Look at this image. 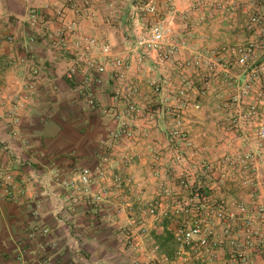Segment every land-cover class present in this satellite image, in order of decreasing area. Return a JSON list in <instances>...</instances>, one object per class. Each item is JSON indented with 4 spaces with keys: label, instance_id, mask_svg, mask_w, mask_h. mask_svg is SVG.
I'll return each instance as SVG.
<instances>
[{
    "label": "crops",
    "instance_id": "obj_1",
    "mask_svg": "<svg viewBox=\"0 0 264 264\" xmlns=\"http://www.w3.org/2000/svg\"><path fill=\"white\" fill-rule=\"evenodd\" d=\"M145 1L148 2L123 0L116 8L108 9L106 15L98 17L96 23H84L87 34L102 36L117 53L130 55L132 81L140 89L138 101L142 105H162L153 109L152 121L140 118L136 122L132 141L115 144L114 157L105 164L100 154L101 141L108 139L109 132L117 127L113 116L108 111L87 108L84 96L79 93L83 85L81 77L74 81L65 75L74 61L73 56L43 36V25L34 28L29 23L30 8L45 9L47 4L59 6L63 1L0 0V86L4 90L0 94V170L11 174L15 183L14 198L13 195L6 197L0 185V264H127L125 241L131 242L128 235L132 225L139 221L140 204L149 202L161 208L171 207L175 199L166 198L162 184L175 189L176 199L189 193L178 186L182 166L171 160L182 151L180 144L186 140L197 149L194 161L211 166L208 176L200 172L208 198L225 203L230 210H235L238 203L247 204L250 212L246 217L252 221L251 229L264 240V218L257 211L264 209L260 163L264 161V148L245 175L231 171V176L223 164L225 157L236 158L252 147L257 152L255 143L245 144L231 132L226 120L228 109H221L227 92L222 91L223 81L227 76H171L173 68L166 74L151 57L141 61L132 50L145 27L173 16L174 36L170 43L178 49L171 59L172 66L192 63L213 49L227 47L229 50L220 53L218 59L225 64L237 63V56L230 51L240 46L246 35L249 3L247 9H241L244 0H153L157 5L156 15L141 13L139 19H134V5ZM49 9V18L54 22V13ZM258 31L257 28L249 32L251 38ZM31 34L38 37L37 43L34 52L26 54L23 43ZM9 35L19 36L16 44L7 42ZM22 56L27 58V68H39L40 79L32 102L19 116V135L15 137L10 133L5 112L16 90L15 82L26 75L25 66L19 61ZM263 59L264 56L257 57V61ZM139 68L143 69L142 76L138 74ZM234 77L236 83L246 79L245 75ZM178 79L183 87H177ZM263 88L264 78L258 84V91ZM180 89L185 90L182 96L177 94ZM165 96L172 97L169 105L176 102L177 117L169 115L165 108L168 105L163 103ZM94 97L103 109L112 108L115 105L113 83L96 87ZM176 98L183 99L182 104L187 103L179 104L180 99L176 101ZM253 127L251 123L248 129ZM175 129L182 132V137L173 133ZM124 156H129L131 161L125 163ZM194 161L189 158L188 169L192 170ZM85 167L95 172L102 169L109 174V179L96 178L98 189L107 198L98 207L71 206L66 199V181L78 176ZM114 175L129 177L132 182L118 188L112 180ZM242 178L251 182L245 183ZM119 208L125 211L118 214ZM160 220L148 216L147 225L156 228ZM234 226V235L240 244V248L235 246L236 253L244 257L234 261L264 264V251L258 246L260 236L247 234L250 227H244L241 219ZM45 229L49 230L48 234L43 233ZM248 239L253 242L250 247L246 245ZM226 247H229L227 243L218 252L224 264H232L228 258L234 255L229 256ZM195 255L207 263L210 258Z\"/></svg>",
    "mask_w": 264,
    "mask_h": 264
},
{
    "label": "built area",
    "instance_id": "obj_2",
    "mask_svg": "<svg viewBox=\"0 0 264 264\" xmlns=\"http://www.w3.org/2000/svg\"><path fill=\"white\" fill-rule=\"evenodd\" d=\"M62 1L59 6L50 7L47 4L45 9L30 8L29 23L34 28L43 25V36L48 37L54 46L69 52L73 56L74 61L68 67L65 75L74 81L77 77H81L83 85L80 87L79 93L84 96L87 108L94 111L102 110L103 113L108 111L113 116L117 127L109 132L108 139L101 141L102 149H100L102 161L109 164L114 157L115 144L124 141L129 142L134 138L136 122L140 118H147L149 121L154 119L153 110L141 105L137 99L140 95V89L130 76L133 68L130 55L117 53L107 39L99 35L87 34L84 31L86 21L96 23L98 17L106 15L108 9L116 8V4H120L123 0ZM48 8L54 13V22L49 18ZM132 13L134 19H139L141 13L153 16L157 13V5L153 0H148V2H142L141 5H134ZM253 21L257 22L258 19L253 18ZM172 22L173 16L158 20L145 27L143 32L137 36L132 50L138 54L141 61L146 57H151L155 64L164 67L174 57L178 46L170 43ZM37 38L35 34H31L24 41L23 47L27 51L26 54L34 52ZM18 40L19 36L9 35L7 37V42L12 45L16 44ZM231 53L237 56L238 64L243 65L250 60L249 52L243 51L241 48L232 49ZM19 61L25 66L26 75L15 82L16 90L13 92L9 107L5 112L10 133L15 137L19 135L17 127L19 116L32 102L38 91L40 79V70L37 66L27 68L26 56L20 57ZM263 78L264 76H258L257 72L254 76H246L242 83L237 84V93L233 98L237 103H247L248 108L243 116L251 123L253 121L255 123L257 152L248 149L241 156L235 158L239 164H244V167H247L261 153L264 146V89L258 91V84ZM109 83H113L115 105L110 109H103L94 97V90L96 87ZM3 92V87L0 86V94ZM177 94L182 96L185 94V90H180ZM171 100L172 97L165 96L163 103L171 106L169 105ZM147 106L150 107V105ZM173 133L178 135L180 131L175 129ZM242 141L244 142L245 139L242 138ZM186 146L191 148L192 142L186 140ZM123 158L125 163L131 161L129 156ZM171 160L173 163H180L184 157L178 154L172 156ZM194 168L195 170H185L186 173L182 172V177L179 178L180 187L183 190H190L191 195L189 197H184L180 202L175 201V205L172 204L168 208H161L159 205L149 202L140 204L139 229L143 235L147 233V216L172 219L173 237L178 245L179 253L194 251L199 255H207L214 259L218 257V251L226 243L229 246L240 248V244L234 235V223L241 219L244 226L252 225L251 219L246 217L250 210L245 203H238L235 210H230L225 203L210 200L201 175L208 176L211 168L206 165H203L200 170H197V167ZM95 171L85 167L77 177L67 180L66 186L71 191L70 198L73 203L84 202L96 207L103 204L106 195L101 188L98 189L96 178L100 177L105 180L106 173L104 170ZM222 176L224 177L225 174ZM112 180L117 187L132 182L131 178H122L121 176H115ZM0 183L5 195L11 197L15 188L12 175L0 170ZM161 188L167 199L174 196V188L165 184H162ZM260 210L264 218V209ZM173 214L174 217H172ZM44 233L46 234L47 230H44ZM258 235L261 240L258 246L262 248L263 236ZM225 238H228L227 242L224 241ZM250 241L247 240L246 245L251 246L253 242ZM130 243L132 247L137 245L135 238H132ZM240 257L243 259V254Z\"/></svg>",
    "mask_w": 264,
    "mask_h": 264
},
{
    "label": "rangeland",
    "instance_id": "obj_3",
    "mask_svg": "<svg viewBox=\"0 0 264 264\" xmlns=\"http://www.w3.org/2000/svg\"><path fill=\"white\" fill-rule=\"evenodd\" d=\"M246 1H247V3H246ZM248 3H249V9H247V6H246V4H248ZM244 8L247 9L246 13L250 16H249L247 22L245 20L246 25L244 26V30L246 31V35L243 36L242 40L240 41V46H238L237 48H241L243 51L249 52L250 60L247 63L241 65V64H238V63L232 61L231 64H229V63L225 64L226 62H223L220 59H218L220 53L229 50V48L227 47L225 49L222 48L221 50H220V48L219 49H213L211 52L204 54V56L200 55L199 58L192 61V63H188L186 65L174 64L172 66V64H171L172 60H170L168 62V64L164 67H160L157 64L156 65L158 67H160L162 69V71H164V73H166V74H168V72L171 70V68H173L170 71L171 76H188V74L189 75L190 74L195 75V76H227L223 81V90L222 91H227V92L224 93V95H226V98L223 99L222 103L220 104L221 109L222 108L228 109L227 114H226L227 115L226 120L228 123H230L229 126H230V128H232L231 132H233L235 134V136H237V138H239V139L240 138L246 139V141L243 142L245 144H247V143L252 144L253 143V145H254V143H255L256 144L255 147L257 148V139L255 137V129H254V127L250 130L248 129V126L251 125V121L244 118V116H243L247 111L248 105H247V103H242V104L237 103L233 99L237 93V84H240V82L239 83L235 82L236 79L234 76H241V75L254 76V74H256V72H257L258 76H264V59L262 61H257V57L259 58V57L264 56V0H244L241 3V9H244ZM253 18H257L258 21L254 22ZM257 28L259 31L257 32V34H254V36H252V38H251L252 34L249 32H254L255 30L257 31ZM173 36H174V34L172 33L171 40H172ZM205 57H208V58H205ZM152 69L154 71H157V69L155 67H152ZM137 70H138L139 75L142 76L144 74L142 71L143 69L139 68ZM159 75H160V71H159ZM130 76H134L132 74V72H131ZM229 76H232V77H229ZM210 79H211V77H210ZM155 84L156 83H154V84L152 83L151 85L155 86ZM207 84H210L209 80L207 81ZM177 87H183L181 84V79L179 80ZM171 88H172V86H171ZM182 89H180V90H182ZM180 90H177V91H180ZM177 100H179V104H182L183 99L176 98V101ZM184 103H187V101H184ZM184 103L182 105H184ZM176 105H177L176 102H174L171 104V106H165V108H167V110L170 112L169 115L172 117H177L175 115L177 112V111H175V110H177ZM145 106L147 108H151L153 110L157 107H161L162 105L156 104V105H150V107L147 105H145ZM236 110H241V111L236 112ZM252 123H253V125H255L254 121ZM176 130H178V129H176ZM181 134H182V132H180V134H178V135L180 137H182ZM178 135H176V136H178ZM253 137H254V139H253ZM180 147H181L182 151H178L175 155L181 154L184 157V160L181 161L180 163L178 162L176 164H180L182 166L181 174H182V172L185 174L186 173L185 170L190 171V169L187 168V167H189L188 165H190L189 158L192 159V161H194V157L196 156L195 150H197V149H196V147L193 146V144H192L191 148L186 146V141L183 144L181 143ZM253 148L254 147H252L251 149L253 150ZM263 148H264V146H263ZM254 160H256V158ZM254 160L252 161V163H249L247 165V167H244V164H239L235 160V157L234 158L233 157H225V161H224L225 163H223V164H225V169H226L225 171L229 170L228 172H230L231 176H232V172H233V174H238V171H240L241 174L243 173V175H245V173L247 171H249V168L252 167L253 162H255ZM260 163L262 164V166H261L262 174L261 175H263V177H261V179H262L261 182L264 185V161H260ZM203 165L210 166V165L206 164L205 162H195L194 161L193 163H191V169L195 170L194 167H197L196 169L200 170V168H202ZM210 168H211V166H210ZM100 170H102V169H100ZM105 173H106V179H109L108 172L105 171ZM181 174L177 178L178 184L180 181L179 178L182 177ZM114 176H116V175H114ZM75 177H77V176H74L72 178H75ZM72 178H70V179H72ZM244 179L245 178H242V180L245 181V183H246V181H249V183L251 182L250 179H247V178L245 180ZM13 182H14V178H13ZM0 185H1V183H0ZM14 185H15V183H14ZM178 186H180V184ZM118 188H120V187H118ZM2 189H3V187H2ZM14 190H15V188H14ZM183 191L189 192L188 195H186L185 197H189V195H191L190 190H183ZM3 192H4V189H3ZM4 195H5V192H4ZM20 195L22 196V194H20ZM65 195L67 197L66 198L67 202L69 204H71V206L85 204L84 202H81L79 204L73 203L72 199L70 198L71 191L68 188H67V191L65 192ZM6 197H9V196H6ZM14 197H15V194L13 193L12 198H14ZM175 197H176L175 195L171 196L170 199L174 198L176 202H180L183 199V198L176 199ZM85 205H87V204H85ZM87 206L96 207V206H92V205H87ZM124 211H125L124 208H119V210H117V213L122 214ZM258 212L260 213L261 210L258 209ZM135 214H136V216L138 215L137 213H135ZM260 215H261V213H260ZM174 216L175 215L173 214L172 217H174ZM140 217H141V215L139 213V219H140ZM159 218L161 220H160L159 224L156 223L157 224L156 228H154L155 225L154 226L152 225L151 227L146 225L147 233L145 235H143L142 232L140 231L138 221L135 222V225H132V228L129 231L130 235H128V236H131V239L132 238H138V241L140 244L137 243L136 247H132L131 243L125 241L127 249L125 250L126 253H124V255L126 256L125 262L127 261L126 262L127 264H224L223 263L224 259L219 253L217 254L218 255L217 258H214V259L209 258V260H207L208 263L203 262L201 257L196 256L194 251H190V253L188 252V253H183V254L179 253L178 245L176 244V242L174 240L173 232H172L173 220L167 219V218L164 219L162 217H159ZM176 218H178V217H176ZM174 222H175V220H174ZM168 226H169V229L166 228ZM164 227H165V229H163ZM244 227H246V228L250 227V230H247V234H252V236L257 235V232L252 231L253 228L251 229V226H244ZM259 227H260V230H262V232H263V229H261V226H259ZM42 231L44 233V230H42ZM256 231H259V230H256ZM48 232H49V230H47L46 234H48ZM125 239H126V237H125ZM126 240H130V238H128ZM261 245L263 246L264 243L263 244L261 243ZM247 246L250 247L249 245H247ZM144 248L146 251L144 250ZM262 249H263V247H262ZM237 250L238 249L235 246H231V245L229 247L225 248V252H228V255L229 254L234 255V257L228 258L231 260L232 264H244V262L240 261V260L234 261V259L242 258L239 255L237 256V253H236ZM245 264H246V262H245Z\"/></svg>",
    "mask_w": 264,
    "mask_h": 264
}]
</instances>
